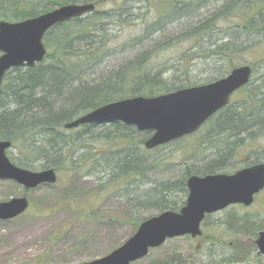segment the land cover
Segmentation results:
<instances>
[{"label":"trees","instance_id":"16d2710c","mask_svg":"<svg viewBox=\"0 0 264 264\" xmlns=\"http://www.w3.org/2000/svg\"><path fill=\"white\" fill-rule=\"evenodd\" d=\"M143 1L155 6L157 17L145 23L148 15L142 14L146 26L135 41L123 42L119 35L118 28L136 19L127 2L112 10H96L50 30L44 39L45 61L33 69L12 71L0 88V139L12 142L23 160L17 159V166L31 170L37 163L41 170H54L58 178L81 174L96 179L104 197L125 198L126 216L136 230L153 216L178 212L185 205L189 177L231 174L241 164L227 162L235 163L241 153L249 156L264 136V82L255 87L252 80L198 132L153 150L144 146L151 133L122 123L107 125L108 132L92 139L81 138L80 133L96 125L65 128L110 103L154 98L217 81L246 65L242 56L256 46V38L264 40V0ZM103 2L0 0V21L16 23L69 4L99 7ZM177 48L186 50L178 62L164 63L163 54ZM130 52L137 53L127 58ZM201 55L222 65L221 73L210 81L192 78L194 62ZM94 138L100 139L98 148ZM255 155L250 164L264 162ZM257 198L259 212L251 208L229 223L231 228L236 224L239 235L254 238L264 231V192ZM88 212L85 215L90 216ZM234 250L226 264L257 258L255 241L245 250Z\"/></svg>","mask_w":264,"mask_h":264},{"label":"water","instance_id":"95a60500","mask_svg":"<svg viewBox=\"0 0 264 264\" xmlns=\"http://www.w3.org/2000/svg\"><path fill=\"white\" fill-rule=\"evenodd\" d=\"M95 4H69L39 17L19 23L0 22V86L6 73L17 68H34L47 55L46 34L62 23L95 11ZM250 66L236 68L218 81L182 89L154 98L135 97L104 105L66 124L76 129L84 125L122 123L141 133H151L144 146L153 150L196 133L211 117L225 108L232 95L251 79ZM12 147L0 141V180H12L27 190L57 182L52 169L30 171L16 167L6 156ZM188 197L179 212L166 211L145 220L135 234L107 256L85 264H132L144 259L168 240L202 236L206 217L234 205L250 207L264 191V164L253 165L234 174L193 175L187 180ZM29 208L26 197L0 203V221L11 220ZM258 255L264 256V232L255 240ZM251 264V263H246Z\"/></svg>","mask_w":264,"mask_h":264},{"label":"rangeland","instance_id":"374dc122","mask_svg":"<svg viewBox=\"0 0 264 264\" xmlns=\"http://www.w3.org/2000/svg\"><path fill=\"white\" fill-rule=\"evenodd\" d=\"M123 2H127L136 17L132 23L118 28L121 40L127 43L143 35L146 25L141 21L142 14L148 15L145 23L153 21L157 14L155 6H147L143 0H104L98 10H112ZM258 40H254L257 41L256 46L245 52L241 61L253 67L252 86L255 87L264 82V40ZM185 51L177 48L173 53H164L162 61L167 65H174ZM136 53L130 52L127 58ZM206 57L201 55L195 60L192 78L210 81L221 73L219 67L222 65L211 64L213 62L206 60ZM109 130L110 127L104 125L83 129L80 134L81 138L91 136L92 139ZM258 140L256 149L251 150L249 156L247 152L241 153L237 155L235 163L233 160L227 163L237 164L239 161L241 165L238 164V168H243L255 154L264 160V136ZM92 142L97 148L100 146V139L96 138ZM89 146L91 148L93 145ZM17 153L12 150L8 154L14 164H17V159L23 161ZM210 154L211 152L207 155ZM238 168H234L232 173ZM31 170L41 171L40 165L33 163ZM60 177L59 175L58 182L54 184L30 191H24L23 187L13 181L0 180V203L25 196L30 204L27 212L20 217L0 221V264H85L107 256L136 231V227L130 224L126 216L124 197L120 198L116 194L104 197L106 193L99 188L96 179L81 174ZM255 202L251 208L259 212V202ZM251 208L233 206L214 214L202 226L203 235L200 238L182 237L170 240L134 264H154L166 259H174L172 264H226L225 260L231 259L235 254V247L245 250L257 238L239 235L236 224H232V228L229 224L230 221H237L245 216ZM87 212L90 216L85 215ZM142 215L143 213L140 214ZM254 256H257L256 260L246 263L264 264V256H258L257 249Z\"/></svg>","mask_w":264,"mask_h":264},{"label":"flooded vegetation","instance_id":"af4514ba","mask_svg":"<svg viewBox=\"0 0 264 264\" xmlns=\"http://www.w3.org/2000/svg\"><path fill=\"white\" fill-rule=\"evenodd\" d=\"M0 141H9V140L0 139ZM261 163H264V162H259V163H256V164H255V163H254V164H250V163H249L247 166H245V167H243V168H248V167H251V166H253V165H257V164H261ZM243 168H242V169H243Z\"/></svg>","mask_w":264,"mask_h":264}]
</instances>
